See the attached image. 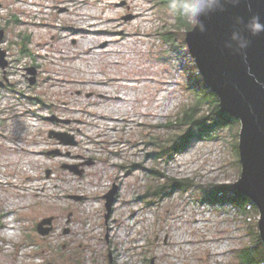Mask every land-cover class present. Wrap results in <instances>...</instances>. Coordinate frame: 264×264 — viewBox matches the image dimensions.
Returning a JSON list of instances; mask_svg holds the SVG:
<instances>
[{"label": "rangeland", "instance_id": "374dc122", "mask_svg": "<svg viewBox=\"0 0 264 264\" xmlns=\"http://www.w3.org/2000/svg\"><path fill=\"white\" fill-rule=\"evenodd\" d=\"M176 17L153 0H0L15 117L11 152L0 151V264H238L235 251L255 245L231 206L201 202L204 187L240 179V124L193 141L173 160L147 157V137L164 143L174 131L163 126L193 101L188 48L172 62L158 53L166 49L158 35ZM147 169L192 179L194 190L148 204L142 197L159 180ZM249 213L258 229L259 213ZM51 217L42 237L37 225ZM13 221L15 230L4 228Z\"/></svg>", "mask_w": 264, "mask_h": 264}, {"label": "water", "instance_id": "95a60500", "mask_svg": "<svg viewBox=\"0 0 264 264\" xmlns=\"http://www.w3.org/2000/svg\"><path fill=\"white\" fill-rule=\"evenodd\" d=\"M254 14L264 17V0H243L234 7L226 5L224 11L202 17L205 31L194 27L186 34V44L199 74L209 90L218 96L220 112L240 122L238 148L241 176L234 188L256 206L259 236L264 243V34L250 36V46L244 51L225 46L233 30L234 17L247 19ZM3 34L4 31H0V43ZM27 73L32 76L30 84H35V69L28 68ZM49 121L63 120L51 117ZM49 136L66 146L76 144L67 133L51 131ZM48 154L58 155L60 152ZM64 168L82 175L77 165H66ZM117 193L118 187L113 186L104 196L107 219L112 213ZM53 220L51 217L38 223L37 230L42 237L51 233Z\"/></svg>", "mask_w": 264, "mask_h": 264}, {"label": "trees", "instance_id": "16d2710c", "mask_svg": "<svg viewBox=\"0 0 264 264\" xmlns=\"http://www.w3.org/2000/svg\"><path fill=\"white\" fill-rule=\"evenodd\" d=\"M153 1H156L158 5L168 6V0ZM193 28L177 16L176 23L171 29L165 28L160 31L158 39L164 48L166 47V49L158 52L162 53L160 61L172 62L175 58H187L189 53L183 54V51L188 48L186 34ZM24 38L21 50L22 56H26L25 42H28L29 39L27 37ZM183 70L189 77L186 89L192 95L193 101L183 106L181 111L163 126V128L171 132L174 131V134L170 135L164 143L153 136L147 137L145 145L151 148L147 157L152 161L157 162L160 159L173 160L177 155L184 153L193 141L216 140L218 139L216 135L219 130L226 126L231 127L240 124L237 119L220 112L218 96L209 90L195 65H186ZM236 151L239 153L238 145H236ZM134 168H137V166H134ZM147 172L159 180L157 184L149 186L144 197H142L143 200L148 199V204H151L154 198L170 196L176 191L187 193L194 190L195 183L192 179L170 178L155 169H147ZM161 180L163 181L162 183ZM230 193L234 196L230 197ZM201 202L213 207L218 204L229 205L237 214L244 217V223L250 229L247 234L252 238L255 245L246 246L235 251L238 264H264V243L256 226L248 221L250 216L249 209L256 212L258 210L246 196L238 192L234 185H210L203 188Z\"/></svg>", "mask_w": 264, "mask_h": 264}, {"label": "clouds", "instance_id": "9594fccd", "mask_svg": "<svg viewBox=\"0 0 264 264\" xmlns=\"http://www.w3.org/2000/svg\"><path fill=\"white\" fill-rule=\"evenodd\" d=\"M243 0H168L170 14L179 16L192 27H198L205 31L202 17L217 11H224L226 5L237 6ZM264 34V17L254 14L245 19L242 16L234 17L233 30L226 41L227 48H235L239 51L246 50L251 43L249 37Z\"/></svg>", "mask_w": 264, "mask_h": 264}, {"label": "flooded vegetation", "instance_id": "af4514ba", "mask_svg": "<svg viewBox=\"0 0 264 264\" xmlns=\"http://www.w3.org/2000/svg\"><path fill=\"white\" fill-rule=\"evenodd\" d=\"M0 31H4L3 40L0 43V151L8 153L11 152L8 144H13L14 140L12 132L15 118L11 111V106H8L10 97L7 94V91H9L10 86L13 84L9 79L12 58L10 57L11 53L8 47L5 46L6 31L5 29H0ZM25 78L28 79L27 76Z\"/></svg>", "mask_w": 264, "mask_h": 264}, {"label": "bare ground", "instance_id": "6f19581e", "mask_svg": "<svg viewBox=\"0 0 264 264\" xmlns=\"http://www.w3.org/2000/svg\"><path fill=\"white\" fill-rule=\"evenodd\" d=\"M83 30V29H82ZM14 233H9V236L13 237Z\"/></svg>", "mask_w": 264, "mask_h": 264}, {"label": "built area", "instance_id": "2783aa9c", "mask_svg": "<svg viewBox=\"0 0 264 264\" xmlns=\"http://www.w3.org/2000/svg\"><path fill=\"white\" fill-rule=\"evenodd\" d=\"M250 208V207H249ZM249 210H252V209H249Z\"/></svg>", "mask_w": 264, "mask_h": 264}]
</instances>
